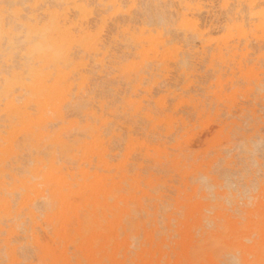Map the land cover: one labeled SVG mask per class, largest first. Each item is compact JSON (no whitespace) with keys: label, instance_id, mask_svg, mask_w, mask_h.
<instances>
[{"label":"rangeland","instance_id":"rangeland-1","mask_svg":"<svg viewBox=\"0 0 264 264\" xmlns=\"http://www.w3.org/2000/svg\"><path fill=\"white\" fill-rule=\"evenodd\" d=\"M126 1L125 10L132 4V0ZM146 1L152 3L147 7L143 5ZM146 1L136 0L131 16L119 15L108 24L105 40L119 36L112 43L105 68L74 45L76 60L84 55L90 62L86 77L81 80L79 74H72L70 81L76 91L74 88L60 98L59 111L48 110L41 126L9 119L1 110L4 103L1 105L0 264H94V209L105 225L108 222L103 219V207L96 208L88 196L92 188V195L99 196L103 204L104 186L126 202L107 212L110 226L97 244L106 242L111 258H104L102 264H142L150 255L156 264L238 263L239 195L235 184L245 172L247 177L264 179V0H256L253 11L262 13L252 19L247 15L243 29L233 19L237 0H189L203 3V24L215 25L205 36V54L196 38L199 54L179 70L175 53L189 47H184L185 30L178 27L182 19L176 6L171 0H160L161 5L159 0ZM225 2L231 5L228 11ZM95 3L92 1L98 10ZM143 26L156 39L153 45L134 46L129 35L122 33L129 29L139 34ZM167 36L174 38L172 42ZM4 58L0 56V65L10 73L19 57L13 58L12 66ZM52 70L55 72L54 66L49 68ZM80 83L82 98H77ZM14 93L19 104L28 96L19 87ZM21 93L25 95L18 97ZM78 107L81 115L76 113ZM31 108L37 120L39 112L35 106ZM89 110L92 115L87 114ZM58 135L67 146L54 142ZM52 165L62 183L66 202L62 209L51 196L53 185L44 176ZM37 168L43 170L38 178ZM252 169L258 172L253 175ZM109 201L115 203L114 198ZM30 209L38 214L37 223L27 217ZM47 213L51 214L48 221ZM133 237L138 238L137 243ZM44 249L49 251L47 256ZM262 262L251 258V264Z\"/></svg>","mask_w":264,"mask_h":264},{"label":"bare ground","instance_id":"bare-ground-1","mask_svg":"<svg viewBox=\"0 0 264 264\" xmlns=\"http://www.w3.org/2000/svg\"><path fill=\"white\" fill-rule=\"evenodd\" d=\"M9 1L11 2V4H9V5H18L19 6L15 9H13V11L17 14V21L14 25L7 26V27L3 24L2 21H0V56L4 55V57H5L4 62L8 66H12V64H10V62L13 60L14 57L18 56L19 57V60H18L19 64H18V66L17 65L12 66L10 73L4 72L2 69V66L0 65V107L4 103L3 104L4 108L1 110H2V112H4L6 114V116L9 119L16 117L19 119L21 124H28L27 126H33V125L41 126V123L44 120L47 111L48 110H52L54 112L59 111L58 100L60 98H62L64 95L70 93L72 89L74 90L76 85L73 88V82L70 81L71 77L73 78L72 74L73 73L79 74L81 80H84L86 77V75L84 74V71L87 69L90 62L86 61V58L84 55L80 56L79 57L80 59L78 61L76 60V56H75L76 51L75 52L73 51L74 45L77 47H80V49L85 54H88L89 57H91V58L93 57L96 65H100V66L104 67L106 65V59L110 55L112 43L118 41L119 35L118 36H112L111 39L109 38L110 41H106L103 34H104L108 24L111 23L110 21L112 19H114L115 17H117L119 15H126V18H127V15L128 16L132 15V10L136 6V0H132V4L126 10H125V8L127 5L125 3L126 2L128 3V1H126V0H124V1L123 0H95V2H96L95 5L97 4L99 7L98 10H96L97 7L95 8L93 6L94 4L92 5V1H94V0H9ZM144 1H146V0H144ZM161 1L159 2L160 5L162 4ZM5 2L6 1L3 0V3H5ZM171 2L173 4H175V6H176V10H175L176 14L179 15V17L182 19V23H180V25L178 27L180 29L185 30L184 31L185 32V38L183 37L184 33L181 34V36L185 39L184 47L185 46L189 47L188 50H186V51L183 50V52H181L182 51L181 50L180 52L177 51V53H175L176 60L178 62L176 65L177 66L179 65L178 66V70H179V68L182 67V65H183V67L185 66L187 68L186 65L195 61V60H191V58H194L197 54H199L200 51L197 48L198 42H197V44L195 42L196 38L202 43V45H201V47L203 48L202 53L205 54V47L207 46V40L205 39V36H206V34H209L212 32V29H213L215 24H214V22H211L208 24L207 23L208 21H206L207 24H203V21H201V20H204V18L202 17V15H203L202 13L205 12L204 11V5L202 2L193 3L192 1H189V0H171ZM143 3H144L143 5L149 6V4H151L152 2L146 1ZM7 4H8V1H7ZM225 4H226V6H224V8H227V7L229 8V6L231 7V5L227 6L228 2H225ZM255 6H256V0H237V4L235 5V8L233 9V11H234V18L233 19L235 20V26H237L240 29H243L244 25L246 24L245 22H246L247 15H249L250 19H252L253 16H257V15L261 14L262 12H254L253 11ZM228 8L225 10L228 11ZM139 11L142 14V10H139ZM139 11H138V13H139ZM227 11H225V12H227ZM245 11H247L248 14L246 13V15H245L244 14ZM145 12H147V9ZM148 12H150V10ZM171 12H174V11H171ZM230 12H231V10H230ZM152 15H153V13H152ZM200 16L203 19H201ZM121 18L123 20V17H121ZM220 21H221V19H220ZM145 22H144V24H145ZM148 22L146 24H148ZM151 22H154V21L151 20ZM140 23H141V21H140ZM110 25H112V24H110ZM116 26L118 28H121L119 26V24H116ZM147 31L150 32L149 35H146ZM154 31H156V30H154ZM122 33L125 35V37H127L129 35L128 38L131 39V43L134 46L144 47L145 44L153 45V43L156 41V39H154L152 34H151V30H148V28H146L145 26L140 28L139 34H136L135 32H130L129 29H123ZM121 36L122 35H120V37ZM167 37H171V36H167ZM176 37H178V36H176ZM182 37H181V39H182ZM173 39L171 37V39H168V41L172 42ZM177 40H179V39H177ZM200 42H199V44H200ZM165 43H167V42H165ZM5 44H6V47L4 46ZM167 44H169V43H167ZM118 45H120V43H118ZM121 45H123V43ZM133 45L131 47L133 49H135L133 47ZM125 46H126V44H125ZM3 47H5V49ZM122 47H124V45ZM167 48H168V46H167ZM169 48H171V47H169ZM77 49L78 48H76V50ZM174 49L180 50V48L178 46H175ZM206 51L209 52V50H206ZM3 52H6V53H3ZM78 52L81 53L80 51H78ZM159 52H161V50ZM142 53H146V51H143ZM181 53H183V54L181 55ZM131 55H132V53H131ZM86 57H87V55H86ZM205 59L206 58H204V60ZM52 66L55 67V72L53 70H52L53 72L49 71V68ZM203 66H202V68H203ZM140 70H142V68ZM214 70H216V69H214ZM207 72H208V70H207ZM77 74H74V75L77 76ZM182 77H180L179 80ZM161 83H163V81H161ZM169 84H172V83L170 82ZM79 85H80V87H79V91L77 92L76 97L82 98V95H81L82 94V91H81L82 84L80 83ZM172 85H171V88L173 87ZM177 86L179 88V85H177ZM18 87H19V89L21 88L22 90H25L26 93L28 94V96L25 97V101L20 103V104L17 102L18 101V100H16L17 96L14 93V90ZM197 89H198V87H197ZM98 90H100V89H98ZM188 90H190V89H188ZM75 91H76V88H75ZM202 91H203V89H202ZM89 92H91V91H89ZM185 92L187 93V91H185ZM24 95L25 94L21 93L18 95V97H23ZM72 95L73 96L75 95L74 91H73ZM85 100L83 99L84 105L86 103ZM78 101L81 102L82 100L80 101V99H78ZM79 102H77V103H79ZM32 106L33 107L35 106L37 111L39 112V117L37 118V120H35L33 118V112L30 110V108ZM77 106H79V105H77ZM86 106H87V104H86ZM86 106H84V107H86ZM72 107H73V105H72ZM211 107H213V106H211ZM65 108L67 109L66 106H65ZM69 112H67V113L69 114ZM78 112H79V107H78V111L76 113H78ZM80 113L81 112H79V114ZM87 114L92 115V110H89L87 112ZM253 114L256 115V112L254 109H253ZM60 115L62 117V114H60ZM84 117H86V115ZM90 118L92 121L93 117L90 116ZM104 133H106V132H104ZM23 142H24V140H23ZM54 142L59 144L61 147H65L68 145L67 142L63 138H61L60 135L57 136V138ZM29 149H31V148H29ZM65 149H63V150H65ZM246 151H247V149H246ZM249 152H250V150H249ZM31 161H33V160H30V162ZM243 166L245 167V165H243ZM246 167H248V166H246ZM36 170L37 171L35 173V176L38 178L42 174L41 172L43 170H41V169L39 170L38 168ZM243 170H245V169H243ZM259 170H260V168H259ZM257 172H258L257 169L251 170V174H253V175ZM239 173H241V172L239 171ZM245 173L239 174L238 176L241 175L239 178L236 177L238 180L235 184L236 185L235 189L237 190V191L236 190L235 191L239 195V198L237 199L238 209L236 208L238 211V214L236 213L238 215L237 223H236V229H237V235H238L237 236V249L239 252L237 259H238L239 264H251V258H253V259L254 258H261L262 261L264 262V179L261 180V178L259 179L255 175H254L255 177L254 176L253 177H247ZM44 176L46 177V183H51L53 185V188L51 189V196L54 198V200H58L60 202L61 209H62L65 206L66 202H65V197H64L62 190H61L62 189V183H60L55 177V166L52 165V167L49 169L48 172H46V174ZM225 180H226V178H225ZM227 181H228V183L230 182L229 180H227ZM233 181L234 180H232V182ZM6 184H8V183L6 182ZM218 186L220 188V185H218ZM222 186L224 187L225 185H222ZM199 187H200V185H199ZM134 188H135V186H134ZM211 188H213V185L211 186ZM203 189H204V187H203ZM89 192L90 193H89L88 198L92 197V203L96 208L98 206L103 207V219L108 222V225H105L103 223V221L98 217L96 209H94V211L92 212V262L94 264H102V261L104 260V258H111L110 254L108 253V251L106 249L107 243L106 242H100L99 245L97 244L98 237L104 236L106 234V231L108 230V228L110 226V221L108 219V213L107 212H112L114 207L117 208L119 202H121V201L126 202V201L124 200V198L121 199L120 197H117L114 190L112 188H107V186H104V188H103V193H102V195L104 196L103 204H101L102 202L99 200V196H93L92 195V188L89 189ZM1 193H2V191H1ZM9 194H10V192H9ZM74 194H75V192H74ZM224 194H226V192ZM124 195H126V194H124ZM109 198H114L115 203L114 204L110 203ZM202 199H203V197H202ZM225 199H226V197H225ZM226 203H227V201H226ZM159 209H160V207H159ZM129 210H130V208L125 210L127 215H130ZM210 212H213V211H210ZM61 213H62L61 210H58L57 215H60ZM27 217L30 218L33 222L37 223L36 219L38 217V214L34 210L30 209ZM50 218H51V214L47 213L46 214V221L50 220ZM48 230L50 231V229H48ZM63 231H64V235H66L67 234L66 230H63ZM134 237H133V239H134ZM136 239L138 240V238H135L134 240H136ZM137 240L135 243H137ZM246 241H249V243H246ZM163 247H164V245H163ZM188 252L190 253L189 250H188ZM43 253H44V256H47L49 253L48 249H44ZM99 254H102L101 258L99 257ZM53 256H54V259L59 258L55 255H53ZM150 256H151V258H149V259L146 258V259L142 260V262H143L142 264H156V261L154 260V255H150ZM186 258L187 257L182 258V259L186 260ZM128 261H127V263H128ZM162 262L163 261H161V263ZM187 263H190V261ZM234 263L236 264L235 261H234Z\"/></svg>","mask_w":264,"mask_h":264},{"label":"snow or ice","instance_id":"snow-or-ice-1","mask_svg":"<svg viewBox=\"0 0 264 264\" xmlns=\"http://www.w3.org/2000/svg\"><path fill=\"white\" fill-rule=\"evenodd\" d=\"M19 7L18 5H9L3 3V0H0V21L7 26L14 25L17 21V14L13 9ZM264 264V262H262Z\"/></svg>","mask_w":264,"mask_h":264}]
</instances>
